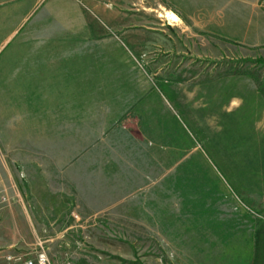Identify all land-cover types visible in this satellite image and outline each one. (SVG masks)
<instances>
[{
    "label": "rangeland",
    "instance_id": "1",
    "mask_svg": "<svg viewBox=\"0 0 264 264\" xmlns=\"http://www.w3.org/2000/svg\"><path fill=\"white\" fill-rule=\"evenodd\" d=\"M162 3L41 0L34 10L25 0L24 35L20 33L12 43L24 44L23 60H50L49 56L70 54L89 44H107L114 38L124 47L133 45L130 59L142 70L146 61L165 60L171 48L175 59L181 60L176 52L182 45L190 50L184 55L185 62L200 64L197 71L185 69L175 89L171 88L175 80L162 85L152 78L154 87L162 88L173 115L170 128L174 138L195 145L199 149L195 157L200 156V161L191 166L190 160L185 176L170 166L168 189L165 191L164 182L161 189L154 181L153 195L146 197L152 205L124 206L128 211L120 213L126 218L121 222L114 221L117 214L112 211L87 221L81 219L86 214H40L42 219L56 220L54 226L36 230L53 264H264V129L255 122L257 116L264 120V0L249 1L247 31L236 32L234 26L238 35L215 37L182 36L177 29L169 32L158 17L162 7L168 8ZM236 8L234 5V14ZM16 10L10 0V13ZM9 23L12 29L14 22ZM36 49L39 53L27 52ZM17 57L12 52L9 60ZM10 97L15 96L0 95V158L7 155L2 144L8 141L26 146L9 152L23 151L31 157L34 149L29 141L38 136L42 141L50 135L66 136L43 131L48 129L44 124L40 134L33 133V102ZM232 99L236 101L233 107ZM208 116L215 132L205 125ZM225 160L245 161L231 167ZM235 168H244L243 175ZM23 170H19V190L31 204L32 169ZM12 175L17 182L16 173ZM35 248L24 246L23 251L10 255L20 257L10 264L33 257ZM9 253L2 252L0 257Z\"/></svg>",
    "mask_w": 264,
    "mask_h": 264
},
{
    "label": "crops",
    "instance_id": "2",
    "mask_svg": "<svg viewBox=\"0 0 264 264\" xmlns=\"http://www.w3.org/2000/svg\"><path fill=\"white\" fill-rule=\"evenodd\" d=\"M249 1L163 0L162 5L168 8L162 7L158 17L169 32L177 29L182 36H235L234 26L236 32L248 30ZM28 2L34 10L41 4V0ZM11 4L17 6L13 13L10 0H0V95L33 102V133L40 134L44 124L48 129L43 131L66 136L58 139L50 135L44 141L38 136L29 141L34 149L31 157L23 151H8L26 148L21 141L2 144L7 155L0 158V254L11 252L0 257L4 264L20 260L18 255H10L23 251L24 246H36L34 254L42 248L36 230L50 228L56 220L42 219L40 214H86L81 219L87 221L112 211L117 214L114 221L121 222L126 218L120 213L128 211L124 206L152 205L146 197H152L154 181L161 189L164 182L165 191L168 189L170 166L185 176L189 161L191 166L200 161V156L198 160L195 157L199 153L195 145L174 138L167 100L162 88L160 91L152 84V78L167 85L179 81L185 69H200V64L185 62L184 55L190 50L184 45L176 52L181 60L175 59L171 48L165 60L146 61L145 71L130 59L133 45L124 47L114 38L107 44H89L70 54L49 56L50 60H23L24 44L12 43L20 33L24 35L25 0H11ZM12 52L18 53L17 60H9ZM168 74L172 76L167 78ZM178 81L172 89L178 87ZM235 104L232 99L231 107ZM255 122L264 129L263 117L257 116ZM205 125L216 131L210 116ZM225 161L232 167L245 160ZM23 168L32 169L31 204L19 190V170ZM243 170L234 169L240 176Z\"/></svg>",
    "mask_w": 264,
    "mask_h": 264
},
{
    "label": "built area",
    "instance_id": "3",
    "mask_svg": "<svg viewBox=\"0 0 264 264\" xmlns=\"http://www.w3.org/2000/svg\"><path fill=\"white\" fill-rule=\"evenodd\" d=\"M238 203H240V205L242 207H244L245 209H248L241 202H239V200H238ZM248 211H249V209H248ZM10 260H11L10 258L5 259V261H7V262H9ZM22 264H53V263L50 262V260L47 256L46 252L44 251V249L40 248L33 255V257L24 260ZM62 264H69V263H62Z\"/></svg>",
    "mask_w": 264,
    "mask_h": 264
},
{
    "label": "bare ground",
    "instance_id": "4",
    "mask_svg": "<svg viewBox=\"0 0 264 264\" xmlns=\"http://www.w3.org/2000/svg\"><path fill=\"white\" fill-rule=\"evenodd\" d=\"M167 15H170V14H167ZM170 17H171V18H173V19H175V17H174V16H171V15H170ZM165 18H168V17H165ZM171 18H169V19H171Z\"/></svg>",
    "mask_w": 264,
    "mask_h": 264
}]
</instances>
